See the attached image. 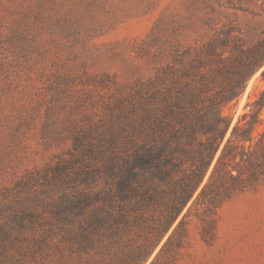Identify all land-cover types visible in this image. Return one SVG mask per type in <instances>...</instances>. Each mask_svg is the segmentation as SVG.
I'll list each match as a JSON object with an SVG mask.
<instances>
[{
  "label": "trees",
  "instance_id": "obj_1",
  "mask_svg": "<svg viewBox=\"0 0 264 264\" xmlns=\"http://www.w3.org/2000/svg\"><path fill=\"white\" fill-rule=\"evenodd\" d=\"M225 31L180 59L168 44L167 55L159 51L164 65L146 80L97 81L113 86L95 116L55 132L68 148L16 182L15 192L60 195L2 221L0 264H143L195 192L194 203L215 211L264 178V130L253 137L237 122L223 143L230 121L222 113L261 63L263 43L243 47ZM256 105L264 108V91Z\"/></svg>",
  "mask_w": 264,
  "mask_h": 264
},
{
  "label": "rangeland",
  "instance_id": "obj_2",
  "mask_svg": "<svg viewBox=\"0 0 264 264\" xmlns=\"http://www.w3.org/2000/svg\"><path fill=\"white\" fill-rule=\"evenodd\" d=\"M226 27L234 44L262 41L264 49V0H0V224L49 208L60 195L15 186L68 148L55 132L95 116L96 100L113 86H97L103 75L119 85L146 80L164 65L159 51L167 55L168 44L179 59L186 47L194 55L223 39ZM263 91L264 50L241 94L223 107L230 121L223 143L237 122L253 137L264 130V108L256 105ZM197 192L143 264L179 223L154 264H264V178L215 211L194 203Z\"/></svg>",
  "mask_w": 264,
  "mask_h": 264
}]
</instances>
